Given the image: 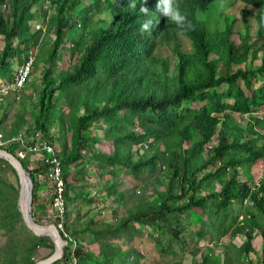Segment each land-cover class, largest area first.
Masks as SVG:
<instances>
[{
    "label": "trees",
    "instance_id": "16d2710c",
    "mask_svg": "<svg viewBox=\"0 0 264 264\" xmlns=\"http://www.w3.org/2000/svg\"><path fill=\"white\" fill-rule=\"evenodd\" d=\"M220 1L176 0L186 27L178 29L166 17L156 26L151 12L154 28L141 35L140 25L146 17L139 11L140 0H48L51 17L43 9L44 0H0L6 9L0 11V35L5 41L0 49V78L14 83L16 69L30 60L32 49L48 58L40 72L42 87L31 96L33 119H18L19 111L16 121L5 126L0 118L5 140L15 139L25 127L29 133L41 129L53 140L55 127L69 192L77 190L72 177L80 174L77 167L89 153L100 169L110 170L111 175L115 167L126 169L146 193L157 198L150 201V195L144 194L133 199L127 216L114 224H97L92 219L80 229L78 220L69 223L76 247L71 249L69 241L64 260L56 264H140L142 255L132 243L147 230L162 253L175 258L191 256L193 263L199 241L211 233L209 219L213 217L221 218L213 237L218 242L226 235L243 234L249 239L237 249L235 259L227 252L236 247L230 243L222 259L205 255L201 263L194 264H244L248 258L252 262L254 233L264 231V183L259 189L249 183L254 179L253 167L264 159V146L259 147L263 135L259 136L257 129H264V120L258 115L264 110V86L255 89V80L264 77V46L253 52L249 39L252 18H256L257 33L264 36V0L231 1L245 4L240 15L246 29L237 30L243 38L241 46L232 38L236 16L220 11L219 21L223 15L233 19L223 17L222 22L231 24L214 35L197 19L199 12L209 11ZM157 2L148 0L147 7L156 8ZM40 13L46 21L45 31L33 30ZM51 30L55 33L51 51L42 52V44L48 45L43 36ZM184 38L192 40L193 53L185 51ZM68 40L72 59H79L72 70L55 74L58 52ZM166 44L179 60L173 69L170 60L159 54ZM261 53L263 65L255 71L250 59L256 62ZM36 57L38 69L41 57ZM61 98L68 112L59 108ZM234 115L246 117L242 122L247 124H240ZM93 128L102 135L92 133ZM99 142L112 144L114 152H95ZM18 148L13 141L0 147L15 155ZM22 163L26 169L30 164L29 160ZM6 168L20 184L16 170L0 160V230L20 240L21 245L5 254L0 251V264H36L37 251L47 247L50 257L54 246L50 239H38L28 230L26 242L21 240L16 231L25 224L19 209L21 185L16 190L14 182L5 180L1 172ZM239 168L248 182L239 181ZM32 176L35 178L33 172ZM106 184L107 195L127 205L117 182L112 178ZM158 185L165 190L159 192ZM217 187H221L218 192ZM82 196L75 192V199L69 196V201ZM37 198L34 188L33 204ZM247 198L253 200L254 207L245 204ZM235 201L244 209L237 210ZM242 212L245 218L239 221L235 214ZM88 247H97L98 253L87 252Z\"/></svg>",
    "mask_w": 264,
    "mask_h": 264
},
{
    "label": "rangeland",
    "instance_id": "374dc122",
    "mask_svg": "<svg viewBox=\"0 0 264 264\" xmlns=\"http://www.w3.org/2000/svg\"><path fill=\"white\" fill-rule=\"evenodd\" d=\"M46 1L48 2V0H44L43 9L47 11L48 16L51 17L52 11L50 8H48L47 6L48 3ZM231 1L232 0H221L220 2L216 4H213L209 11L199 12L197 14V19L200 23H202L206 27L209 33L214 35L218 29L228 27L231 24V22H222L223 17L226 21H231L233 19V18H230V17L228 18L227 16L223 15L221 18V21H219L218 17L220 16L221 12L224 11L225 14L236 16L235 22L237 23L235 24V27L233 28L234 34L232 38L237 46H241L243 44V41H242L243 38L241 34L237 32V30L246 29V25L244 24V18L240 15V12L242 11L245 4L231 3ZM4 6L5 5H2L0 3V11L6 12L4 11L6 10ZM8 11H10V9ZM39 18L40 20L37 21V23L36 22L33 23L35 26V27L33 26L34 27L33 30L40 29V30L45 31L46 21L43 22L44 17L42 13L39 14ZM251 22L253 23H252V33H251V38L249 39V43H252L254 47L253 51L256 52L258 51V49L264 46V36L261 37L257 33L258 26L255 23L257 22L256 18H252ZM37 26H39V28H37ZM50 34L52 37H50ZM43 38L46 39V42L48 43V45L42 44V48H45L43 49L42 52L49 53L51 51L50 45L52 44V38L53 39L55 38L54 31L53 30L48 31V33L44 34ZM69 42H70L69 40L66 41L65 45L62 46L60 51L58 52V67L55 70V74H59L61 72L72 70V68L75 66V63L79 59V57L77 58V60L72 59L71 53L69 51V48H70ZM4 47H5L4 37L0 35V49H4ZM184 47L187 53L194 52L192 40H188L184 38ZM32 52H33V55L31 57H33L34 59H35V56H37L36 58L41 57V61L39 63L38 69L36 68L37 66H35L36 65V62H35L34 68L31 71V77L25 89L21 93L17 92L15 94H11L9 90L10 84L0 78V85H1L0 87L1 88L0 89V118L4 120L5 126L6 125L9 126L13 122L16 121L15 118L19 111L21 112L18 114V119H23V118L33 119L34 117L33 113L30 114L31 110L34 111V109L32 108V106L34 105L33 104L34 99H31V96H34V93L36 92V90H39L42 87L41 85L42 76L40 72H42L44 68H46V63L44 61H47L48 58L42 57L41 54H38V49H36V51L32 49ZM159 54L164 55L170 60L172 69L177 64V62H179V60H177V58H175L172 55L170 46L167 44L162 46ZM260 57H262V55H260ZM14 62H15V65H17L16 60H14ZM261 65H262L261 60H258L254 62L253 64L251 63L250 67H252V69L254 70H257L261 67ZM241 84L245 86L244 82H242ZM15 99H17V102L15 101ZM4 100L6 103H8L7 105L4 104L5 103ZM62 101H64V99L61 98L59 108L62 111L68 112L69 111L68 106L65 104V102H62ZM22 103H23V106L21 105ZM234 116L241 121L240 124H244L242 121H247L246 117L237 116V115H234ZM246 124L247 123H245L244 125ZM94 129L95 128L91 130L92 133L95 132ZM257 129L259 130L262 128L258 127ZM26 130H27V127H25L24 131ZM55 131L56 129L54 127L51 131L53 140L48 139V137L47 139L54 145L59 146L58 137L57 135L54 134ZM95 134L100 135L101 133L95 132ZM258 135L259 136L263 135V140H261L259 143V147H262L264 146V134H262L259 131ZM138 147L139 146H136L135 150L138 149ZM144 148H147V147L145 146ZM100 150H105L107 153L111 154L114 152V146L112 144L99 142L97 145H95V152H98ZM45 155L49 156L50 154L45 153ZM84 156L86 158L85 159L86 161H84L83 164L79 163L80 165L77 167L80 174H76L74 177H72V181L74 183L76 182V185H77V190L75 192L79 195L83 194V196L82 198L81 197L79 199L77 198L78 200L76 201H69V196L72 199H75L74 198L75 192H73V190L69 192L68 190V205H69V211H70V220L71 222L78 220L77 223L79 224L80 229H84L86 227L87 222H90L92 219H94L97 224L102 223V222L114 224L116 220H122L127 216V208L128 206L134 203V202L132 203V201L145 197L144 194L150 195L143 190L142 188L143 186L140 181L135 180L131 176L128 175V172L126 171V169H120L118 167H115L114 169L111 170V172H113V175H111L110 170L106 168L100 169L97 163L94 162L93 157L91 156L90 158L89 153H85ZM87 158H90V159H87ZM86 162L89 166L86 164ZM258 166L259 165H257V167ZM82 170L83 171L85 170L84 173H81L83 172ZM1 173H3V177L5 178L7 182L11 181L15 183L14 186L16 190L18 188L20 189L19 187L20 184L17 181L16 177H14V174L12 171H9L6 168ZM112 178L117 182L118 192L120 193L122 192V194L126 195L127 205L118 203L116 202V200L113 201V197L107 195V192L105 190V187L107 186L106 180L110 182ZM239 181L247 182L248 178L243 173L241 174ZM251 182L252 181H249V183L253 187L259 189L260 187H262L264 183V177L260 180L259 183L256 180V178L253 179L252 183ZM156 189L159 192H162L163 190H165V188L161 185L156 186ZM219 190L220 189H218L217 192ZM35 193L38 196L40 195L42 196L43 194L45 196L44 201H39L37 199V201H35V203L32 205V211L36 213L35 219L44 224H54L53 218L50 215L54 213V210H52L50 207L51 194L50 192H48L45 183H43L40 187L36 184ZM19 196H20V193H19ZM15 197H18V193L15 195ZM147 198L150 201H153V200L157 201V198L155 197V195L153 196L150 195ZM235 203H236L235 208L237 210L244 209L242 205L240 204V201L239 202L235 201ZM247 208L250 209V207H247ZM242 214L243 212L241 214H237V213L235 214L236 217H239V221H241L243 217H245ZM206 219L208 220L206 216H203V220H206ZM219 219L221 218L216 219L215 217H213L212 219H209L210 224L213 223L212 229H211L212 235L210 233V235H207L206 237L201 238V240L198 243L199 248H197L196 250L195 261L193 263L190 262L191 256H184L183 258H175V256L173 255L167 256L166 254L162 253L161 249H159L156 243L152 241V237H150L149 230H147L148 233L147 231H143L140 236H137L134 239V242L132 243V247L142 255L140 264H186V263L194 264L195 262L201 263L205 255L222 259L223 251L229 250L228 247L226 246H228L230 243L234 244L237 248L236 247L232 248L227 252H229L230 255L235 259L236 258L235 253L237 249L242 247L248 241L249 238L248 236L243 235V234L235 235V237L233 238H231V235H226V236L221 237L220 241L218 242L213 237H215V235L218 233L217 232V229H218L217 222L219 221ZM196 228H197L196 231H199V225H197ZM139 229H142V228H139ZM16 231L19 232L21 240L26 242V240L28 239V236H27V229L25 227V224L23 225V223H21L20 227L19 228L17 227ZM70 231H72V224H70ZM11 237L12 236H8V234L5 231L0 230L1 254H5V251L9 252L11 251V249H16V247L21 245L20 240L16 238H11ZM71 237H72V234H71ZM252 243H253V248L256 251L254 252V254L255 253L256 254L254 255L251 263L248 258V260H244V264H264V231L256 230L254 233L253 239H252ZM120 245L123 246V243H120ZM200 246L201 247L203 246V248H200ZM75 247H76V243L71 238L70 248L74 249ZM90 250L93 253H95V251H97L98 253L97 247H88L87 252ZM123 250H126L124 246H123ZM97 253L95 255H97ZM50 254H51V250L48 249L47 247L40 248L37 251V254L34 260L36 262L46 260ZM178 257H181V256H178ZM221 262L222 261L219 260V263ZM233 264H237V263L233 262Z\"/></svg>",
    "mask_w": 264,
    "mask_h": 264
},
{
    "label": "built area",
    "instance_id": "2783aa9c",
    "mask_svg": "<svg viewBox=\"0 0 264 264\" xmlns=\"http://www.w3.org/2000/svg\"><path fill=\"white\" fill-rule=\"evenodd\" d=\"M39 28V26H37ZM30 55H33L31 51ZM34 65V58L16 69L15 82L10 84V92H22L25 84L31 77V71ZM17 142L19 148L17 150L18 157L21 161L29 160L27 171L35 176L39 187L45 183L48 192L51 194L50 207L54 210L50 214L58 232L68 243L71 241L70 231V211L68 205V184L65 177L64 163L59 157V147L51 143L45 133L41 129H34L30 133L22 131L19 136L13 140H5V135L0 131V147L11 142ZM45 153H49L46 156ZM264 169V165L262 166ZM42 196V200H45Z\"/></svg>",
    "mask_w": 264,
    "mask_h": 264
},
{
    "label": "water",
    "instance_id": "95a60500",
    "mask_svg": "<svg viewBox=\"0 0 264 264\" xmlns=\"http://www.w3.org/2000/svg\"><path fill=\"white\" fill-rule=\"evenodd\" d=\"M0 160L9 163L20 179L19 209L27 230L38 239H50L54 246L53 254L46 260L36 264H56L64 260L69 243L62 238L54 224H44L33 217L32 204L34 198V177L23 166L21 159L6 149H0Z\"/></svg>",
    "mask_w": 264,
    "mask_h": 264
},
{
    "label": "clouds",
    "instance_id": "9594fccd",
    "mask_svg": "<svg viewBox=\"0 0 264 264\" xmlns=\"http://www.w3.org/2000/svg\"><path fill=\"white\" fill-rule=\"evenodd\" d=\"M132 2H134V0H132ZM147 4H148V0H140L139 11L141 12V14L144 17H146V19H144L140 25L139 31H140L141 35L150 33L154 28V25H153L154 19H153V17H151V12L154 13V15L157 19L156 26H159L163 22H165L166 21L165 17H166L167 20H170L173 23H175L178 29H184L186 27V17L181 13L180 8H179V4L176 2V0H158V2L156 4V8H153V7L148 8ZM261 48L258 49V51H256V52H260ZM260 55H262V53ZM259 60H261L262 65H263L262 57H260ZM251 63L252 64L254 63L252 59H250V64ZM262 65H261V67H262ZM257 70H255V71H257ZM255 81L257 82V83H255V89H260L264 86V77H261L260 79H256ZM257 85H259L260 87L257 88ZM258 115L261 116L262 120H264V110L259 112ZM211 146H212L211 143L208 144L207 149L210 150ZM206 155L208 156V152L206 153ZM257 165H259V166L257 167ZM263 165H264V159L260 160L253 167V176H254V178H256L258 183L264 177V169L262 168ZM217 166L221 167L222 163L218 162ZM227 171L231 172V168H228ZM239 171L241 174L244 173L242 168H239ZM220 188L221 187H219V188L217 187V190ZM245 204L248 206H251V207L255 206V203L253 202V200L251 198H247L245 200ZM244 218L245 217H243V219Z\"/></svg>",
    "mask_w": 264,
    "mask_h": 264
},
{
    "label": "crops",
    "instance_id": "0c3cea01",
    "mask_svg": "<svg viewBox=\"0 0 264 264\" xmlns=\"http://www.w3.org/2000/svg\"><path fill=\"white\" fill-rule=\"evenodd\" d=\"M259 87H260V86L257 85V88H259ZM258 131H260L262 134H264V130L259 129ZM41 193H42V192H41ZM43 195H44V194H43ZM43 195H42V196H43ZM40 196H41V195H40ZM40 196L37 195V197H38L37 199H38L39 201H44V200H42V196H41V197H40ZM40 210H41V209H40Z\"/></svg>",
    "mask_w": 264,
    "mask_h": 264
}]
</instances>
